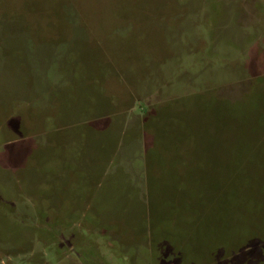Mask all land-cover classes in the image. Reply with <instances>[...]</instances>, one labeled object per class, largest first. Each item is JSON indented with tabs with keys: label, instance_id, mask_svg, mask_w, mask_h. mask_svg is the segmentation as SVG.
I'll use <instances>...</instances> for the list:
<instances>
[{
	"label": "rangeland",
	"instance_id": "obj_1",
	"mask_svg": "<svg viewBox=\"0 0 264 264\" xmlns=\"http://www.w3.org/2000/svg\"><path fill=\"white\" fill-rule=\"evenodd\" d=\"M0 264H264V0H0Z\"/></svg>",
	"mask_w": 264,
	"mask_h": 264
}]
</instances>
